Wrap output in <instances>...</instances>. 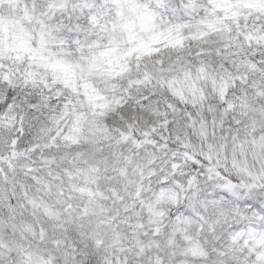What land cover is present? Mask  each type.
Wrapping results in <instances>:
<instances>
[{"label":"snow or ice","instance_id":"6c2138e0","mask_svg":"<svg viewBox=\"0 0 264 264\" xmlns=\"http://www.w3.org/2000/svg\"><path fill=\"white\" fill-rule=\"evenodd\" d=\"M0 264H264V0H0Z\"/></svg>","mask_w":264,"mask_h":264}]
</instances>
